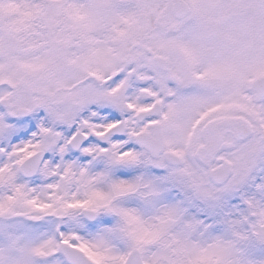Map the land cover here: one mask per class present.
I'll return each mask as SVG.
<instances>
[{"label":"snow or ice","instance_id":"snow-or-ice-1","mask_svg":"<svg viewBox=\"0 0 264 264\" xmlns=\"http://www.w3.org/2000/svg\"><path fill=\"white\" fill-rule=\"evenodd\" d=\"M0 264H264V0H0Z\"/></svg>","mask_w":264,"mask_h":264}]
</instances>
